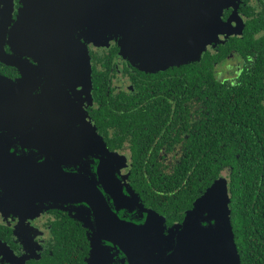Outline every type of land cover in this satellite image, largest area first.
Instances as JSON below:
<instances>
[{
  "label": "water",
  "instance_id": "water-1",
  "mask_svg": "<svg viewBox=\"0 0 264 264\" xmlns=\"http://www.w3.org/2000/svg\"><path fill=\"white\" fill-rule=\"evenodd\" d=\"M148 1L20 0L9 41L14 54H0L21 73L17 82L0 75V213L28 220L59 210L85 228L93 229L92 222L88 264H241L226 177L167 229L166 218L146 208L128 176H121L126 158L108 150L82 108L85 101L91 104L93 87L82 38L101 46L108 35H119L128 60L138 47V62L165 69L199 60L220 33L232 34L220 19V5L214 7L218 0H202L201 8L192 3L177 23L156 22L161 28L149 15ZM152 31L160 35L152 39ZM38 74L52 87L42 102ZM14 257L0 240V260Z\"/></svg>",
  "mask_w": 264,
  "mask_h": 264
},
{
  "label": "flooded vegetation",
  "instance_id": "flooded-vegetation-1",
  "mask_svg": "<svg viewBox=\"0 0 264 264\" xmlns=\"http://www.w3.org/2000/svg\"><path fill=\"white\" fill-rule=\"evenodd\" d=\"M192 3H195L197 8L202 6V0H149L147 4L151 9L149 15L154 19L156 26L157 23L160 26H170L171 22H178V19L182 17L183 11H186L188 6L191 7ZM21 5L20 0H14L12 10L10 0H0V54L2 52L10 55L14 54L9 41H11ZM219 5L221 9L220 19L223 23H227L232 34L226 38L224 34L220 33L218 40L208 45L199 60L171 65L165 69L143 66L142 63L138 62V58H140L138 47L137 52H133V61L128 60L121 50V37L119 35L111 40L110 35H108L103 40L104 45L101 46L88 44L85 38L81 39L87 45L92 66V101L91 104L85 101L82 105L86 113V119L96 128L97 133L102 137L110 152L118 154V157L124 156L126 158V167H122L120 170L121 176H128L127 182L140 196L146 208L153 209L166 218L165 226L167 229L174 224L181 223L184 218L180 221L169 223L168 217L145 201L136 187H134L130 178L134 165L132 145L128 138L130 136L119 132L117 122L123 116L131 114V112L132 117L128 119L145 117V115H140V113L144 112L147 107L165 101L169 98L170 92H175L172 90L173 87H169L166 82L169 78L171 79V76H173L171 74L175 72V69L183 70V72L188 71L184 69L186 66H191L195 63L203 64L209 57L214 59L212 67H205L203 70L196 69L200 75L203 73L209 75V78L204 80L199 76L198 83L193 85V88L198 90L194 100L200 101L199 105L193 107L192 102H190L187 108L186 85H180L182 89L178 91L180 102L179 119L176 121L172 117L171 121L178 123L182 129H186L188 124H194L195 126L196 124L203 125L204 123L207 125L209 121L214 120L207 119L213 116L212 107L209 108L207 103L209 101L212 102L213 97L217 95L213 91V79L211 77L213 76L219 81L227 82L225 86L233 87L243 73H250L255 67L257 49L254 46L255 43L252 42L258 39L264 40V0H218L214 3L216 8ZM135 15L138 24L140 16L138 12ZM139 33L140 30L137 26L135 30L136 40H138ZM159 35V32L152 31L150 38L156 39ZM157 54L156 56H161L160 53ZM190 71H193L192 68ZM0 75L14 82L21 78L18 68L7 65L1 60ZM54 78L58 82V78ZM50 90H52V87L48 85L46 77H41L38 74V98L41 99V102L50 96L46 95L51 94V92H48ZM80 90L81 88L78 87L75 92ZM66 91L71 98H75L71 88L67 87ZM259 93H261L259 102L264 107V86L259 90ZM39 116H41V113ZM173 136H176L175 132H173ZM182 136L184 139L187 138L183 134ZM159 137L156 134L152 136L151 140L153 142H149L153 147L152 149L157 148L156 144L160 145ZM184 146V140H180L178 144L175 143L173 148H171L173 151L175 150L174 152L167 153L166 147L161 148L159 157L164 156L167 162H164V166L168 164L169 168L173 167L175 154H177V151H181ZM97 161L100 162L99 160ZM89 167H93V165ZM117 167L119 170V164L116 165V169ZM231 172L232 168L224 167L218 177H226L228 187ZM229 194L231 197L230 190ZM188 210L185 211V215ZM90 224H92L94 230L85 228L79 221L72 218L70 214L59 210H48L40 216L28 220L13 214L3 217L0 213V240L5 242L15 254L13 261L0 260V264H42L46 259L55 257V252L65 247V243L59 239L60 237L55 231V226L58 225L60 227L65 225L72 227V225H75L77 230L81 229L83 231L88 241V252L83 260L84 264H88L91 251L89 236L96 232L94 224L92 222Z\"/></svg>",
  "mask_w": 264,
  "mask_h": 264
},
{
  "label": "trees",
  "instance_id": "trees-1",
  "mask_svg": "<svg viewBox=\"0 0 264 264\" xmlns=\"http://www.w3.org/2000/svg\"><path fill=\"white\" fill-rule=\"evenodd\" d=\"M252 43L257 58L256 68L250 73H243L233 87L211 77L217 95L207 103L213 110V116L207 119H214L207 125L188 124L182 129L171 118L179 119L180 85H186L187 108L190 102L193 107L199 105L200 101L194 100L198 90L193 85L198 83L199 76L204 80L209 75H200L196 69L212 67L214 59L210 57L203 64L186 66L188 71L175 69L166 81L175 91L170 92L169 98L147 107L140 113L145 117L128 119L131 112L119 119L117 125L119 132L130 136L132 184L145 201L168 217L169 223L182 220L185 211L221 175V170L232 168L231 221L241 264H264V107L259 102V90L264 86V40ZM154 134L160 136V145L152 149L149 142H153ZM180 140H184L185 146L175 154L174 166H164L167 162L164 156L159 157V150L166 147L167 153L172 152L171 148ZM55 231L65 247L42 264H84L88 241L83 231L75 225H58Z\"/></svg>",
  "mask_w": 264,
  "mask_h": 264
}]
</instances>
